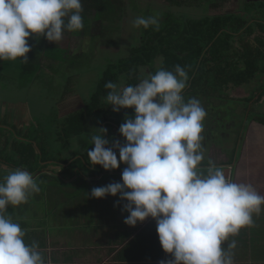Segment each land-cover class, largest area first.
Returning <instances> with one entry per match:
<instances>
[{
    "label": "clouds",
    "instance_id": "clouds-1",
    "mask_svg": "<svg viewBox=\"0 0 264 264\" xmlns=\"http://www.w3.org/2000/svg\"><path fill=\"white\" fill-rule=\"evenodd\" d=\"M81 12V0H0V62L28 63L30 37L58 44L65 32H79ZM150 26L159 29L158 15L133 22L135 28ZM188 80L185 68L176 65L172 71L160 68L135 86L105 84L113 111L134 109L135 114L120 125L123 145L110 147L104 128L92 137L90 165L105 171L126 167L122 183L95 187L91 197L119 194L127 202L124 223L130 227L155 220L162 250L171 256L160 264H234L235 239L222 245L253 225L264 195L251 184L234 182L212 161L199 167L206 111L198 99L185 100ZM39 192L32 174L22 169L9 170L0 181V264H51L37 242L25 243V230L7 211Z\"/></svg>",
    "mask_w": 264,
    "mask_h": 264
},
{
    "label": "trees",
    "instance_id": "trees-1",
    "mask_svg": "<svg viewBox=\"0 0 264 264\" xmlns=\"http://www.w3.org/2000/svg\"><path fill=\"white\" fill-rule=\"evenodd\" d=\"M153 1L163 5L156 10L160 14L159 29L156 30L152 26L148 29L141 28L142 32L136 39L137 43L131 46L123 58L107 65L97 83L96 91L89 96V99H85L84 109L63 119L62 122L59 121V118L57 119L58 124L61 125L57 130V136L52 134L53 136L50 138L47 137L48 134L45 135V131L32 122L30 128L36 131L32 138L33 141L21 139L16 132H13V128L5 126L9 125V120L8 117L2 118L3 109L0 108V158H2L0 160V181L8 174L9 170H25L33 177H37V184L42 188L40 193H43L32 195L31 202L41 200L40 197L44 195L46 199L54 198V207H56L59 203L57 200L64 198L69 192V187L72 184L70 180L79 173L78 171L74 173L73 169L78 167V162L81 160L85 162L89 171L94 172L85 179L89 183H95L96 179L102 182L107 178L105 175L116 176L122 180V172L125 167L120 166L116 170L105 171L98 165H90L87 153L94 147V144L90 146L83 140L81 141V128L84 122L87 123L91 118L98 119L100 117L107 129L104 138L109 141V146L112 147L121 136L119 128L125 121L124 119L134 117L126 115L124 119H121L120 113L110 109L105 99L108 92L111 91L105 88V84L109 81L116 83L120 88H122V82L126 86H135L150 74H155L160 68L172 71L176 65H180L185 68L189 76L187 87L183 92L184 97L189 94L204 93L203 98L208 96L209 99L210 97L215 98V95H218L219 98L228 95L231 85L244 84L251 87L256 76L264 74V37L259 40L260 36L256 37L253 44L257 46L245 39L249 34L255 35L256 31L264 34V19L259 17L260 10H262L259 7L262 6L264 9V3L256 1L248 5L245 4L241 9L244 16L241 13L210 16L207 14V0ZM81 3L83 29L76 33L65 32L64 35L69 34L81 38L91 33L90 31L96 24L104 23L107 15L113 17L109 22L110 25L115 23V26L125 15L126 4L123 0H81ZM131 5L138 11L137 0H131ZM164 5L168 6V10L165 12H163ZM149 6L147 5V7ZM147 13L148 10L140 12L146 17ZM255 25L256 27H254ZM103 27H105L104 24ZM114 28H103L110 33L104 37V40H108L106 45H109L110 41L112 45H115L112 41L114 39H111V31ZM28 44L32 50L27 54V64H34V66L27 68L26 63L19 60L0 62V67L11 64L10 68L16 66L22 75L25 74L24 85L30 84L38 77V73L42 70L43 59L61 64L65 61L62 55L66 54L67 56L69 51L61 48L58 44L48 42L43 37L39 39L30 37ZM54 50H56L55 52L60 51L59 54L54 55L55 53L52 52ZM233 73L237 74V80L233 79ZM259 89V91L262 90L261 87ZM255 92L256 89L253 88L249 98L250 102L256 98L257 93ZM200 103L206 112L212 111L210 102L206 100ZM105 106L107 109L104 108ZM127 111L130 112V110ZM131 113L134 114V109ZM98 129L100 128L97 127ZM121 138L123 137L121 136ZM71 139H79L80 143L82 142L78 151L70 148L69 140ZM114 151L118 153L115 148ZM50 166H59L60 171L55 169L47 171ZM91 168L93 169L91 170ZM62 204L68 205L67 203ZM46 205H50V201L46 200Z\"/></svg>",
    "mask_w": 264,
    "mask_h": 264
},
{
    "label": "rangeland",
    "instance_id": "rangeland-1",
    "mask_svg": "<svg viewBox=\"0 0 264 264\" xmlns=\"http://www.w3.org/2000/svg\"><path fill=\"white\" fill-rule=\"evenodd\" d=\"M137 1L138 11L131 5V0H123L126 4L125 15L121 21L119 20L116 26L115 23L110 25L109 20L113 17L107 15L105 19L106 22L104 21L102 24H96L90 31L91 33L81 38L69 34L64 35L62 41L59 42L58 45L61 48L69 50L67 56L66 54L62 55L65 61L59 64L53 60L43 59L42 70H40L38 77L30 84L24 85L26 82V75H22L16 66L10 68L12 65L6 64L5 67H0V108L3 109L2 118L8 117L9 120V125L5 126L11 129L13 128L12 130L14 133L16 132L21 139H27L28 141H33L32 138L36 134V131L30 128L32 122L34 125H39L45 131V135L48 134L47 137L50 138L53 136L52 134L57 136V130H59V126H61L60 123L58 124L57 119L59 118V121L62 122L63 119L70 115L82 111L86 106L85 99H89V96L96 91L97 83L107 65L110 62H115L123 58L125 53L130 50L131 46L137 43L136 39L139 38L142 27H133V22L137 17L143 16L140 12H146L148 10L147 16L158 15V18L160 17V14L156 10L157 8H161L163 6L162 4L155 3L153 0ZM256 1L262 4L264 3V0H229L225 2L224 6L209 9V15L242 14V6ZM147 5L150 6L147 7ZM259 8L262 9L260 10L261 15H259V17L264 19V9L262 6ZM167 10L168 6L164 5L163 12ZM242 16L244 15L242 14ZM255 16L258 18L257 15ZM144 17H146V15ZM103 24L105 27H115L114 30L111 31V39H114L112 41L115 45H112L111 41L109 45H106L108 40H104V37L110 33L107 32V29H103L105 28ZM254 27H256V25ZM256 33H259V31H256ZM262 35L264 36V34ZM263 36L260 35L258 40L263 38ZM249 37L251 38L249 39ZM252 38V34H249L245 39L252 42ZM252 45L254 44L252 43ZM55 51L56 50L52 51L55 53L54 55H58V52H60L58 50L57 52ZM34 60L36 59L34 58ZM26 66L29 68L28 66H34V64L26 63ZM147 73L149 72L147 71ZM232 77L234 80H237L236 73H233ZM121 84V87H126L124 82ZM244 93H247V91ZM230 95L240 99L244 97L243 92L237 90L232 91ZM203 96L204 93H200V95L189 94L185 96V100L196 98L200 101L203 99ZM224 98L225 97H223V100ZM223 103L225 104L226 101H223ZM223 106L230 105L226 104ZM106 107L107 106L104 108ZM109 107L113 111L112 106L109 105ZM28 109L29 114H25V111L27 112ZM127 110H130V112ZM132 110L133 109H121L117 113H120L122 115L121 119H124L126 115L134 116L135 113L132 114ZM17 111L18 113H16ZM227 114L228 110H225L224 115ZM221 115L222 112L216 114L218 119H220ZM229 118V116H226L222 118V121L225 122ZM24 123L27 125L26 132H24ZM237 125H239L238 122ZM97 127L105 129V123L100 117H98V119L91 118L87 123L84 122L81 128V141L83 140L86 144L91 146L93 144L91 138L99 134ZM29 128L32 130L31 132ZM201 135L203 137L202 143H205L207 139L210 140L211 138V130H203ZM118 142L120 144L125 143L124 139L121 137H118ZM81 143L79 139L69 140L70 148L74 151H78ZM116 154L119 160V152ZM0 160H2V158H0ZM78 164V167L74 168L73 171L74 173L76 171L79 173L70 180L72 184L69 187V192L66 193L64 198L57 200L59 203L56 207H54V198L46 199L43 195L40 197L41 200H36V202H31L33 199L30 198L26 204L18 207L13 208L12 206H8L7 211L12 215V219L15 218L17 221H21L20 218L27 217L28 219L30 218V220H36L35 223L37 225H51L50 227H55L60 230L68 229V227H70L69 224L81 223L83 219L89 220L92 223H115L119 221L121 217V220L124 222L125 218L128 216V212L123 210L124 204L127 202L120 200L119 194L116 197L107 196L103 199L91 197L93 188L106 186L114 182L122 183V180L116 176L105 175L107 178L102 182L96 179L95 183H89L85 179L94 172L89 171L84 161L81 160ZM120 166L126 167L124 164H120ZM53 168L56 169V171H60L59 166H50L47 171H52ZM92 169L93 168H91V170ZM84 176L86 177L84 178ZM34 179L37 180V177H34ZM41 189L40 187V191ZM46 200L50 201V205H46ZM62 203H67L68 205Z\"/></svg>",
    "mask_w": 264,
    "mask_h": 264
},
{
    "label": "crops",
    "instance_id": "crops-1",
    "mask_svg": "<svg viewBox=\"0 0 264 264\" xmlns=\"http://www.w3.org/2000/svg\"><path fill=\"white\" fill-rule=\"evenodd\" d=\"M207 1L209 15V9L224 6L229 0ZM256 78L251 87L231 85L228 95L209 99L205 96L200 100L210 102L212 111L206 112L203 121L204 130H211V138L202 143L204 159L199 167L207 168L212 161L223 167L234 182L251 184L264 195V74ZM253 88L257 96L250 102ZM235 90L242 91L244 97H232L230 93ZM226 104L230 106H223ZM221 112L218 119L216 114ZM25 114H29V109ZM226 116L230 118L222 121ZM13 220L25 230V243L37 242L45 258L50 257L51 264H160L171 259L162 250L156 221L150 217L135 227L126 225L121 217L115 223H92L83 219L81 223L69 224L66 230L37 225L36 220L27 217ZM253 221L251 227L242 228L237 236L222 245L226 248L235 239L234 264H264V205L259 215L253 214Z\"/></svg>",
    "mask_w": 264,
    "mask_h": 264
},
{
    "label": "flooded vegetation",
    "instance_id": "flooded-vegetation-1",
    "mask_svg": "<svg viewBox=\"0 0 264 264\" xmlns=\"http://www.w3.org/2000/svg\"><path fill=\"white\" fill-rule=\"evenodd\" d=\"M259 33H260V32H259ZM259 33H256L255 35L252 36V37H253V38H252V40H253L252 43H255V38H256V37H258V36H260V35L263 36L262 34L259 35ZM247 37H248V36H246V38H247ZM263 37H264V36H263ZM250 38H251V37H249V39H250ZM254 46H257V45L254 44ZM259 77H260V75H259ZM255 79H257V78H255ZM263 79H264V78H263ZM24 124H26V123H24ZM120 137H121V136H120Z\"/></svg>",
    "mask_w": 264,
    "mask_h": 264
}]
</instances>
